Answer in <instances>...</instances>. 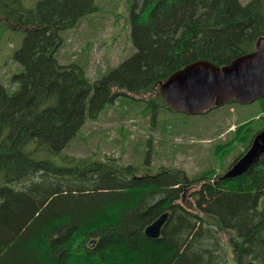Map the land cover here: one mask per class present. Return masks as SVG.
Returning <instances> with one entry per match:
<instances>
[{
	"label": "trees",
	"instance_id": "obj_1",
	"mask_svg": "<svg viewBox=\"0 0 264 264\" xmlns=\"http://www.w3.org/2000/svg\"><path fill=\"white\" fill-rule=\"evenodd\" d=\"M95 1L23 8L20 0H0V15L26 30L14 54L22 67L12 76L18 88L8 94L0 84V264H226L230 257L264 264V155L229 179L212 169L151 173L148 156L140 166L49 159L114 97L154 95L144 99L149 114L173 111L158 85L174 71L198 60L222 66L253 52L264 36V0H133L135 53L92 82L84 67L58 64L55 55L60 32L96 12ZM258 103L264 122V97ZM252 122L235 127L230 141L247 143L235 158L264 128ZM165 212L160 237H147L145 227Z\"/></svg>",
	"mask_w": 264,
	"mask_h": 264
},
{
	"label": "rangeland",
	"instance_id": "obj_2",
	"mask_svg": "<svg viewBox=\"0 0 264 264\" xmlns=\"http://www.w3.org/2000/svg\"><path fill=\"white\" fill-rule=\"evenodd\" d=\"M39 1L20 0V6L32 8ZM132 1L96 0V12L84 16L75 27L60 32L55 55L58 64L81 65L93 82L132 56L135 53L130 38ZM239 1L245 4L250 0ZM4 17L0 15V84L12 94L18 88L12 76L22 69L14 54L26 30L8 24ZM112 92L122 91L113 89ZM151 96L154 95L114 97L97 119L87 118L67 146L54 159H49L60 164L62 156L97 161L111 158L118 163L140 166L148 156L150 165L144 168L151 173L161 168H177L188 176L210 169L223 174L247 145L230 141L235 138L236 125L253 120L252 127L257 130L264 123L259 119L258 100L250 104L226 103L192 116L159 107L153 116L145 110V100ZM227 144L230 146L226 149ZM227 151L230 153L225 156ZM38 157L45 158V155L40 153ZM2 183L0 176V186ZM194 189H186V193ZM258 208L264 209V196ZM228 237L225 234L223 241ZM226 264L239 263L230 257Z\"/></svg>",
	"mask_w": 264,
	"mask_h": 264
},
{
	"label": "water",
	"instance_id": "obj_3",
	"mask_svg": "<svg viewBox=\"0 0 264 264\" xmlns=\"http://www.w3.org/2000/svg\"><path fill=\"white\" fill-rule=\"evenodd\" d=\"M158 92L174 111L188 116L208 112L235 100L250 104L264 97V36L255 42L253 52L240 55L226 65L218 66L198 60L174 71L160 82ZM264 155V128L252 138L246 152L235 160L222 175L229 179L244 174ZM168 218L165 212L148 224L144 234L157 239ZM96 240L91 239L92 248Z\"/></svg>",
	"mask_w": 264,
	"mask_h": 264
},
{
	"label": "bare ground",
	"instance_id": "obj_4",
	"mask_svg": "<svg viewBox=\"0 0 264 264\" xmlns=\"http://www.w3.org/2000/svg\"><path fill=\"white\" fill-rule=\"evenodd\" d=\"M209 253H210V251H209Z\"/></svg>",
	"mask_w": 264,
	"mask_h": 264
}]
</instances>
